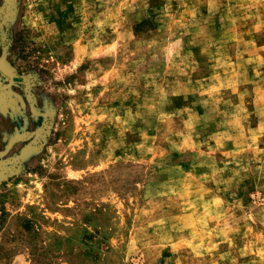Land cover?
Instances as JSON below:
<instances>
[{"label":"rangeland","instance_id":"rangeland-1","mask_svg":"<svg viewBox=\"0 0 264 264\" xmlns=\"http://www.w3.org/2000/svg\"><path fill=\"white\" fill-rule=\"evenodd\" d=\"M0 264H264V0H0Z\"/></svg>","mask_w":264,"mask_h":264}]
</instances>
